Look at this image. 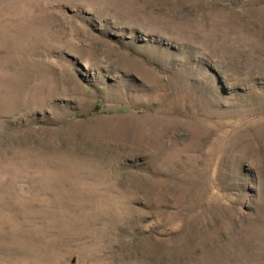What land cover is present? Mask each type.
<instances>
[{
	"label": "rangeland",
	"instance_id": "rangeland-1",
	"mask_svg": "<svg viewBox=\"0 0 264 264\" xmlns=\"http://www.w3.org/2000/svg\"><path fill=\"white\" fill-rule=\"evenodd\" d=\"M0 264H264V0H0Z\"/></svg>",
	"mask_w": 264,
	"mask_h": 264
}]
</instances>
